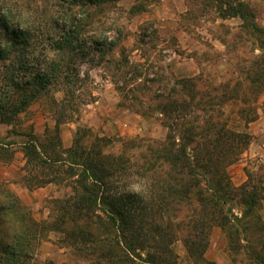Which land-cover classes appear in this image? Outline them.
Segmentation results:
<instances>
[{"label": "trees", "instance_id": "trees-1", "mask_svg": "<svg viewBox=\"0 0 264 264\" xmlns=\"http://www.w3.org/2000/svg\"><path fill=\"white\" fill-rule=\"evenodd\" d=\"M113 1L55 0L58 10L49 18L51 28L37 41L28 15L10 1L0 0L1 123L16 121L64 74L61 63L48 61L50 50L65 54L86 40L92 44L90 49L101 44L93 33L84 35V26L102 4ZM206 1L213 4L217 17L238 18L236 37L253 38L258 53L248 62L232 53L237 77L219 85L176 79L155 107L167 128L164 140H125L117 155L103 153L109 139L95 136L93 143L85 146L78 133L63 150L57 131L45 133L42 139L31 135L20 142L0 141V162L13 157L12 145H20L28 170L24 176L27 188L69 180L73 191L66 198L54 199L53 219L40 222L0 182V264H25L31 240L49 231L62 234V241L84 244L93 257L92 264H174L150 253L145 259L139 257V262L134 259V251L148 247V235L155 233L168 237L167 243L182 233L189 257L214 264L204 258L214 226L224 231L230 250L239 228L257 231L264 245V218L256 212L263 199L264 165L258 169L261 173L246 171L247 179L238 186L227 172L250 143L252 135L245 129L258 117L257 100L264 92V26L258 24L256 11L246 0ZM230 119L236 123L228 125ZM237 122L244 130L236 128ZM88 134L84 131V136ZM143 143L151 153L134 159L125 153ZM133 178L136 187L120 189ZM149 180L155 187L152 193ZM180 204L188 208L183 216L178 214ZM233 206L240 208L239 215L232 213ZM168 210L173 211V219L157 222L152 216ZM259 255L260 250L250 248L246 258L264 264Z\"/></svg>", "mask_w": 264, "mask_h": 264}, {"label": "rangeland", "instance_id": "rangeland-1", "mask_svg": "<svg viewBox=\"0 0 264 264\" xmlns=\"http://www.w3.org/2000/svg\"><path fill=\"white\" fill-rule=\"evenodd\" d=\"M8 1L28 15L35 38L40 41L51 28V14L55 15L58 10L54 6L55 0ZM246 1L254 7L258 24L264 26V0ZM132 7L137 9L131 10ZM239 25L238 18L217 17L215 7L206 0H116L104 3L91 22L84 26V35L93 33L101 44L90 49L92 44L86 40L74 52L70 50L62 54L50 50L48 61L61 63L60 71L64 74L48 92L29 104L16 121L11 124L0 122V141L20 142L31 135L42 139L45 133L54 135L57 131L63 150L72 145L78 133L85 146L92 144L95 136L109 139L102 151L114 155L120 153L121 143L125 140L162 141L167 128L160 122L161 115L155 107L161 97L171 91L176 79L194 78L219 85L237 77L232 53L246 62L258 53L253 38L236 37ZM1 65L0 62V75ZM257 106L258 111L264 110V92L259 95ZM233 123L236 120L228 121V125ZM237 124L238 130H244L241 122ZM245 130L249 133L248 127ZM84 131L90 134L84 136ZM252 140L253 136L250 143ZM248 146L227 167L233 184L231 172ZM10 149L13 157L0 162V182L23 203L34 220H52L56 209L54 199L73 194L69 180L27 188L24 176L28 170L21 147L14 144ZM125 153L134 159L141 153L151 152L145 151L143 143V146L131 147ZM248 165L250 167L243 169L245 180L246 171L261 173L260 166L254 169L252 163L248 162ZM147 184L149 193L154 192L153 181L149 180ZM127 185L120 189L137 186L134 178ZM262 195L256 212L264 218V191ZM232 208V213L240 214L238 206ZM178 209L180 216L188 211L183 204L178 205ZM152 216L157 222L174 218L172 210L162 214L155 212ZM238 231L230 250L224 231L214 226L204 258L214 264H257V261L250 262L246 258L250 248H256L260 250L259 261L263 262L264 245L260 244L259 233L252 229L242 232L239 228ZM62 237L58 232L49 231L31 240L30 257L25 259V264L93 263L84 244L62 241ZM167 238L156 233L148 235L149 246L134 251L136 262L139 257L145 259L150 253L160 255L163 260L170 259L174 264H202L189 257L181 239L182 233L174 235L169 243Z\"/></svg>", "mask_w": 264, "mask_h": 264}, {"label": "crops", "instance_id": "crops-1", "mask_svg": "<svg viewBox=\"0 0 264 264\" xmlns=\"http://www.w3.org/2000/svg\"><path fill=\"white\" fill-rule=\"evenodd\" d=\"M249 133L253 140L243 153L240 162L235 164L234 171L231 172V178L235 185L245 180L244 167H250L248 162L252 163L254 169L264 165V110L258 111V117L248 126Z\"/></svg>", "mask_w": 264, "mask_h": 264}]
</instances>
